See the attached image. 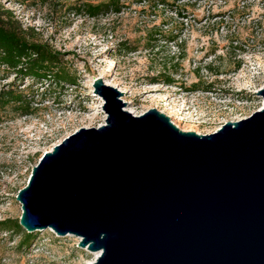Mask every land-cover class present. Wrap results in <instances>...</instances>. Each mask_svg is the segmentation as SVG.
<instances>
[{"label":"rangeland","instance_id":"rangeland-1","mask_svg":"<svg viewBox=\"0 0 264 264\" xmlns=\"http://www.w3.org/2000/svg\"><path fill=\"white\" fill-rule=\"evenodd\" d=\"M108 1L0 0L31 39L59 54L68 77L34 79L0 67V221L20 219L16 196L42 149L51 151L66 132L106 125L97 79L122 93L123 111L156 109L201 135L264 107V0H121L118 11L96 17L74 11ZM10 90L25 96L21 105L4 102ZM172 111L193 120L180 122ZM79 242L51 229H0V264L94 262Z\"/></svg>","mask_w":264,"mask_h":264},{"label":"water","instance_id":"water-1","mask_svg":"<svg viewBox=\"0 0 264 264\" xmlns=\"http://www.w3.org/2000/svg\"><path fill=\"white\" fill-rule=\"evenodd\" d=\"M93 85L106 125L42 149L20 226L79 238L92 264H264V107L201 135Z\"/></svg>","mask_w":264,"mask_h":264},{"label":"trees","instance_id":"trees-1","mask_svg":"<svg viewBox=\"0 0 264 264\" xmlns=\"http://www.w3.org/2000/svg\"><path fill=\"white\" fill-rule=\"evenodd\" d=\"M120 1L109 0L97 5L83 4L79 8H74V11H85L90 17H96L107 9L118 11ZM29 31L30 29L24 30L10 12L0 8V67L34 79L53 77L57 82L68 81L67 73L60 68L58 62L59 54L53 52L49 46L31 39ZM171 81L169 77L166 80L168 83ZM6 97L5 103L13 101L19 105L25 98L23 94H14L11 90L6 93ZM21 228L19 220L0 221L1 230L15 231ZM28 235L23 241L24 244L30 242V234Z\"/></svg>","mask_w":264,"mask_h":264},{"label":"bare ground","instance_id":"bare-ground-1","mask_svg":"<svg viewBox=\"0 0 264 264\" xmlns=\"http://www.w3.org/2000/svg\"><path fill=\"white\" fill-rule=\"evenodd\" d=\"M101 76H103V78L104 77H106V76H104V72H102L101 73ZM138 99V98H137ZM182 108V107H181ZM183 109V108H182ZM171 110V109H170ZM180 111V110H179ZM139 115V114H138ZM170 115L172 116V117H176V119H178L180 122H182V121H185V120H187V119H189V120H191L192 118H182V117H179L178 116V114L176 113V111H172V112H170ZM85 120L87 119V120H89L91 123H93L95 120H96V118L95 117H92V116H89L88 118H84ZM193 120V119H192ZM177 124V123H176ZM195 133H197V132H195ZM197 134H199V133H197ZM56 234V233H55ZM56 236L57 237H62V236H59V235H57L56 234ZM69 236V235H68ZM83 250H86V251H88V252H90L91 254H93L94 255V260L99 256V254H100V252H91V251H89L88 249H83ZM92 262L93 261H91V262H89L88 264H92Z\"/></svg>","mask_w":264,"mask_h":264}]
</instances>
